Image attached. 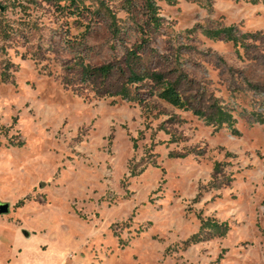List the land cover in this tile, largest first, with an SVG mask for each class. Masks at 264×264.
Returning a JSON list of instances; mask_svg holds the SVG:
<instances>
[{
	"label": "rangeland",
	"instance_id": "obj_1",
	"mask_svg": "<svg viewBox=\"0 0 264 264\" xmlns=\"http://www.w3.org/2000/svg\"><path fill=\"white\" fill-rule=\"evenodd\" d=\"M155 5L0 0L1 261L264 264V0Z\"/></svg>",
	"mask_w": 264,
	"mask_h": 264
},
{
	"label": "trees",
	"instance_id": "obj_2",
	"mask_svg": "<svg viewBox=\"0 0 264 264\" xmlns=\"http://www.w3.org/2000/svg\"><path fill=\"white\" fill-rule=\"evenodd\" d=\"M47 3L54 4L59 10L61 11H67L69 12V16H74L77 18H82L84 16V13L86 10H89L88 7L85 6V0H44ZM124 5L131 7L133 0H121ZM166 2L167 4H174L175 0H162ZM143 8L147 16L148 23L153 29L160 28V22L159 18L157 17V7L155 5V0H143ZM107 16L110 20V26L112 34L117 35L119 28L117 25V19L114 14H112L109 9H106ZM218 36V34H215ZM137 57L135 52H129L128 53V62L132 63L133 60ZM133 66V65H131ZM110 69L107 67L97 68V69H91V70H85L84 75L87 77L92 75L102 76L106 77L108 75V72ZM131 81L136 82L144 79H150L156 84L160 85V91L158 92L157 96L163 100L164 102L170 104L174 108L182 109V110H189L186 106L185 101L180 97V95L175 90V87L170 83H164L162 77L158 74L149 73V72H143L142 76H137L135 73H131ZM1 81V80H0ZM7 79H2V82H6ZM125 92V91H124ZM231 117L227 115H223L220 113L218 116H216L213 120L216 124L222 125L225 122H228ZM202 226L209 228V229H221L222 226L217 225L213 221H206L202 224Z\"/></svg>",
	"mask_w": 264,
	"mask_h": 264
},
{
	"label": "crops",
	"instance_id": "obj_3",
	"mask_svg": "<svg viewBox=\"0 0 264 264\" xmlns=\"http://www.w3.org/2000/svg\"><path fill=\"white\" fill-rule=\"evenodd\" d=\"M0 218H3V217H0ZM21 232H22V229H21ZM23 235H24V234H23ZM31 235H32V234H31ZM31 235H30V236H26V237L30 238ZM18 254L20 255V257L22 256L21 250H19ZM15 256L18 257V255H15ZM66 259H67V257H66V255H65V257L63 258V260H59V259H58V261H57L56 264H71V263H68V262L66 263ZM8 261H9V260H3V261L0 260V264H9Z\"/></svg>",
	"mask_w": 264,
	"mask_h": 264
},
{
	"label": "water",
	"instance_id": "obj_4",
	"mask_svg": "<svg viewBox=\"0 0 264 264\" xmlns=\"http://www.w3.org/2000/svg\"><path fill=\"white\" fill-rule=\"evenodd\" d=\"M9 212V205L6 203H0V217L5 216Z\"/></svg>",
	"mask_w": 264,
	"mask_h": 264
}]
</instances>
